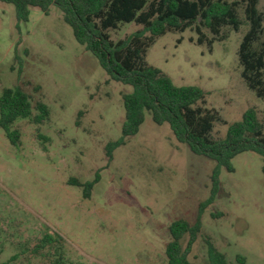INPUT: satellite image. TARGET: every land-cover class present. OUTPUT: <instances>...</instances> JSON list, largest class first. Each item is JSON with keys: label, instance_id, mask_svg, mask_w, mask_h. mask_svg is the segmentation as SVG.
<instances>
[{"label": "rangeland", "instance_id": "1", "mask_svg": "<svg viewBox=\"0 0 264 264\" xmlns=\"http://www.w3.org/2000/svg\"><path fill=\"white\" fill-rule=\"evenodd\" d=\"M264 12V0L258 4ZM18 20L13 4L0 1V94L20 85L49 117L40 123L17 119L18 146L0 127V264H167L169 224L177 218L201 230L189 260L209 264L205 239L236 264H264V158L242 152L233 171L220 169L212 203L215 162L178 142L168 124L149 111L136 134L107 156L105 146L121 136L122 95L131 86L111 80L96 58L79 44L54 5L44 14L30 7ZM237 31L226 38L196 42L194 29L166 32L147 49L146 61L176 85H196L206 106L218 111L211 135L255 108L264 130V101L240 76L238 49L248 29L242 8ZM140 28L122 22L110 29L113 41ZM208 38L212 35L207 29ZM97 177L87 198L81 183ZM58 234L61 246L44 240ZM186 234L182 240L185 248Z\"/></svg>", "mask_w": 264, "mask_h": 264}, {"label": "trees", "instance_id": "2", "mask_svg": "<svg viewBox=\"0 0 264 264\" xmlns=\"http://www.w3.org/2000/svg\"><path fill=\"white\" fill-rule=\"evenodd\" d=\"M11 3L18 20L27 21L30 7H37L47 14L52 5L62 12L75 40L89 51L111 80L131 86L122 95L124 119L121 136L106 144L107 156L125 143L127 137L136 134L149 111L154 123L168 124L175 139L187 145L189 150L215 162L211 174L210 196L203 206L213 202L219 187L220 169L231 172V160L242 152H253L264 158V130L255 108H247L241 119L228 124L221 138L211 135L213 122L222 121L218 111L206 106L205 92L196 85H176L172 79L146 61L147 49L155 38L166 32H183L194 29L196 42L226 38L224 27L237 31L242 24L238 15L242 8L248 29L243 35L238 59L240 76L255 95L264 101V12L259 10L260 0H0ZM122 22H134L140 26L132 33L113 41L109 30ZM207 29L212 37L203 32ZM32 115L29 94L20 86L2 89L0 94V127L9 142L18 146L19 131L12 124L20 118H31L40 123L49 117L48 106L35 102ZM264 171V167H263ZM82 187L87 198L97 182V177L83 183L69 180ZM201 230L200 217L190 223L186 219H174L168 226L170 240L165 246L167 264H195L188 258L192 244ZM188 240L182 248L181 240ZM44 240L61 246L63 238L46 234ZM209 264H230L206 238ZM236 264H244L245 258L236 255Z\"/></svg>", "mask_w": 264, "mask_h": 264}]
</instances>
